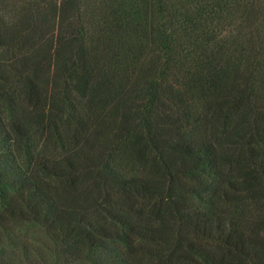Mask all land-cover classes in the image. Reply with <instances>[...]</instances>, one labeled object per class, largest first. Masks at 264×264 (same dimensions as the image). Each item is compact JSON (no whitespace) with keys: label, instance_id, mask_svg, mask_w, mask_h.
Instances as JSON below:
<instances>
[{"label":"trees","instance_id":"trees-1","mask_svg":"<svg viewBox=\"0 0 264 264\" xmlns=\"http://www.w3.org/2000/svg\"><path fill=\"white\" fill-rule=\"evenodd\" d=\"M24 223L61 264H264V0H0V264Z\"/></svg>","mask_w":264,"mask_h":264},{"label":"rangeland","instance_id":"rangeland-1","mask_svg":"<svg viewBox=\"0 0 264 264\" xmlns=\"http://www.w3.org/2000/svg\"><path fill=\"white\" fill-rule=\"evenodd\" d=\"M15 236H17L18 240L26 238L32 248L28 257V262L21 254L15 257V261L18 264H36V262L41 264H52L53 260H56L57 264L63 263L61 257L53 254L56 250V246L40 225L35 223H24L15 228ZM11 248L12 246L8 244L7 249L10 250ZM35 258H37V261L34 260Z\"/></svg>","mask_w":264,"mask_h":264}]
</instances>
